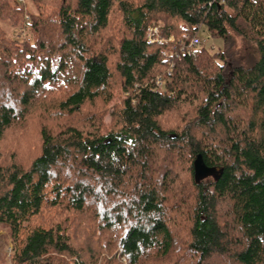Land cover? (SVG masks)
Masks as SVG:
<instances>
[{"label": "trees", "instance_id": "obj_1", "mask_svg": "<svg viewBox=\"0 0 264 264\" xmlns=\"http://www.w3.org/2000/svg\"><path fill=\"white\" fill-rule=\"evenodd\" d=\"M27 1L0 0L34 38L0 28L11 264H264V0Z\"/></svg>", "mask_w": 264, "mask_h": 264}, {"label": "rangeland", "instance_id": "obj_2", "mask_svg": "<svg viewBox=\"0 0 264 264\" xmlns=\"http://www.w3.org/2000/svg\"><path fill=\"white\" fill-rule=\"evenodd\" d=\"M29 11L31 12H34V8L33 6L27 1V0H24ZM0 28L7 34V36L9 37H15L17 38L18 40H21L22 37H28L30 34L28 33L27 30H19V28H14L12 26H10L9 24H6V23H0ZM22 35H19L18 33H20ZM16 35V36H15ZM159 36V34H158ZM205 38H207V41H206V45L205 47L207 49H209L210 51H217L218 50V47L220 46L221 47V44H220V40H216L214 38H211L209 35H203ZM30 38L31 40H33L34 38L30 35ZM159 38V37H157ZM237 44L240 46V39L237 38ZM159 43L162 42L163 40H159ZM168 42H173V37H170L168 39ZM155 43V42H154ZM159 79L161 82H163V84H165L166 80L162 79V78H157ZM109 113L112 111V105L109 106ZM109 116H106L104 118V122L106 124L109 123ZM11 247H12V244H11V239H10V232H9V229L7 228V226L5 225H0V264H11L10 262V256H11ZM118 261H120L121 264H125V259L122 258V257H118Z\"/></svg>", "mask_w": 264, "mask_h": 264}, {"label": "built area", "instance_id": "obj_3", "mask_svg": "<svg viewBox=\"0 0 264 264\" xmlns=\"http://www.w3.org/2000/svg\"><path fill=\"white\" fill-rule=\"evenodd\" d=\"M23 0H19V2H22ZM216 0H212L214 2ZM161 28V24L158 21H153L151 25L147 29V41L152 44L154 42H159L158 41V34L159 30ZM207 38L205 37H200V36H195L191 41L189 46L187 47L186 52H188L191 49H196L201 46L206 45ZM163 86V82H161L159 79L156 80V88L160 89Z\"/></svg>", "mask_w": 264, "mask_h": 264}, {"label": "water", "instance_id": "obj_4", "mask_svg": "<svg viewBox=\"0 0 264 264\" xmlns=\"http://www.w3.org/2000/svg\"><path fill=\"white\" fill-rule=\"evenodd\" d=\"M195 167L197 169L203 167V163L200 161V155H198L196 160H195Z\"/></svg>", "mask_w": 264, "mask_h": 264}]
</instances>
